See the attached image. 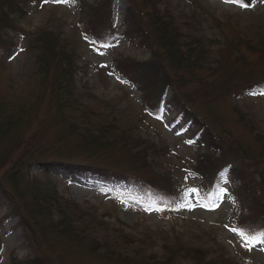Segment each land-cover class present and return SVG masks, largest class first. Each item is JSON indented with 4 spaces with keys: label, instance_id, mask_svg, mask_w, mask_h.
Segmentation results:
<instances>
[{
    "label": "trees",
    "instance_id": "16d2710c",
    "mask_svg": "<svg viewBox=\"0 0 264 264\" xmlns=\"http://www.w3.org/2000/svg\"><path fill=\"white\" fill-rule=\"evenodd\" d=\"M108 1L93 6L86 0H75L86 32L99 45L111 42L115 34L111 12L104 10ZM225 1L250 7L254 0ZM162 2L130 0L122 20L123 37L136 42L149 55L144 60L116 58L114 67L137 86L144 104L154 112L161 106L165 89H170L164 107L173 110L175 124L183 125L181 132L187 133L197 149L204 148L194 166L202 177L197 185L201 197L213 205L216 194L225 188L239 208L236 229L262 232L264 199L256 192L258 184L264 185V137L254 132L253 122L234 107V122L246 132L245 141L250 144L235 140L231 145L226 141L230 135L227 131L215 134L199 122L194 111L197 104L190 102L185 87L194 78V88L199 86L202 93L217 89L228 94L234 87L264 89L260 77L264 72V37L256 34L250 39L229 41L226 35L218 40L183 34L169 8H159ZM26 7L27 0H0V59L12 45L8 31L24 36L27 50L34 57L33 86L17 96L0 92V202L8 207L4 217H18L22 237L34 250L33 257L13 258L11 264H74L75 258L65 256L70 253H78L82 259L97 256L105 264H136L135 257L123 253L130 247L129 235H122L120 245L108 238L99 242L92 233L105 225L102 217L95 211L84 212L79 204L62 198L54 189L40 192L35 180L29 181L25 168L36 164L45 173L56 167L63 172L89 174L112 190L121 189L139 201L169 208L183 203L185 194L171 173L158 174L150 169L145 155L154 148L152 144L131 137L129 129L121 127L110 113L104 116L82 106L74 87L81 70L74 47L46 27L23 29ZM232 78L243 80L228 87L230 90L224 89ZM104 107L105 111L109 108L107 102ZM157 151L169 153L164 148ZM102 156L108 164L99 160ZM254 168H260L261 181L253 178ZM143 171H150V175H140ZM222 179L228 180L226 186ZM39 245L45 251H40ZM161 249L163 257L159 260L151 256L152 264H238L177 237L165 239Z\"/></svg>",
    "mask_w": 264,
    "mask_h": 264
},
{
    "label": "rangeland",
    "instance_id": "374dc122",
    "mask_svg": "<svg viewBox=\"0 0 264 264\" xmlns=\"http://www.w3.org/2000/svg\"><path fill=\"white\" fill-rule=\"evenodd\" d=\"M86 1L93 6L101 2ZM129 3L130 0H109L104 4V10L111 12L115 34L111 42L103 45H99L86 32V22L81 18L75 0H27V15L21 25L26 31L46 27L72 44L77 55L76 64L81 68L76 74L74 87L82 106L97 110L104 116L110 113L121 127L129 129L131 137L152 144L154 148L150 147L145 155L150 169L158 174L171 173L182 188L185 201L171 208L154 202H141L126 191H115L96 182L89 174L63 172L56 167L45 173L39 165L34 164L25 168V174L29 181L35 180L34 185L40 192L54 189L62 198L79 204L84 212L95 211L97 217H102L105 225L92 233L99 242L108 238L120 245L122 235H129V249L121 250L125 255L135 257L136 264H152L149 258L155 255L161 260L163 241L176 237L186 244L210 251L212 256L223 254L238 264H264V244L246 245L237 231H233L236 229L234 222L239 208L225 188L216 194L214 205H208L201 197L197 185L202 177L194 166L199 160L198 154L204 153V148L197 149L187 133H180L183 125L175 124L173 110L164 107L163 103L171 95L170 89H165L161 106L154 112L144 104L137 86L125 80L114 68L116 58L144 60L149 55V51L123 37L122 20ZM165 6L171 11L182 33L195 38L220 40L226 35L231 41L237 37L250 39L256 34L264 37V0H254L250 7L225 0H163L159 8L164 9ZM8 35L12 37V45L0 59V92L17 96L34 84L31 78L34 57L27 50L24 36L11 31H8ZM260 77L264 79V72ZM242 80L232 78L224 89L230 90L228 87ZM189 81L185 87L186 96L190 102L197 104L194 111L199 122L215 134H219V130L227 131L230 135L226 141L231 145L235 144V140L250 144L245 141L246 132L234 122L236 116L233 108L236 107L247 120L253 122L254 132L264 137V89L256 86L243 89L234 87L228 94L217 89H207L202 93L198 92L199 86L194 88V78ZM209 90L211 93H208ZM105 102L109 105L106 111ZM161 148L169 153L162 155L163 152L157 151ZM99 160L109 163L105 156ZM252 170L256 182L261 181L260 168ZM139 174L150 175V171ZM221 183L226 186L228 180L222 179ZM258 185L256 195L262 200L264 185ZM7 208L4 201L0 202L1 264H11L13 258L24 260L34 256V250L22 237L18 217H4ZM241 213L246 214V211L241 210ZM39 248L45 251L41 245ZM65 256L75 258L74 264H105L97 256H84L83 259L78 253Z\"/></svg>",
    "mask_w": 264,
    "mask_h": 264
},
{
    "label": "snow or ice",
    "instance_id": "6c2138e0",
    "mask_svg": "<svg viewBox=\"0 0 264 264\" xmlns=\"http://www.w3.org/2000/svg\"><path fill=\"white\" fill-rule=\"evenodd\" d=\"M264 94V93H262ZM233 231H237V234L241 236V238L244 241V244L246 245H254L256 243H262L264 244V231L253 234L247 230H237L233 229ZM249 250H251L249 248Z\"/></svg>",
    "mask_w": 264,
    "mask_h": 264
},
{
    "label": "bare ground",
    "instance_id": "6f19581e",
    "mask_svg": "<svg viewBox=\"0 0 264 264\" xmlns=\"http://www.w3.org/2000/svg\"><path fill=\"white\" fill-rule=\"evenodd\" d=\"M26 260V259H25Z\"/></svg>",
    "mask_w": 264,
    "mask_h": 264
}]
</instances>
